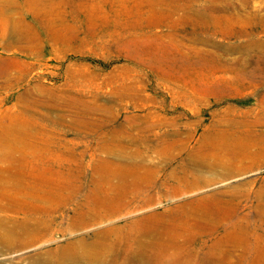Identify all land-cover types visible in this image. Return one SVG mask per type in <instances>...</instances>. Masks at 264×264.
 <instances>
[{
  "label": "rangeland",
  "instance_id": "1",
  "mask_svg": "<svg viewBox=\"0 0 264 264\" xmlns=\"http://www.w3.org/2000/svg\"><path fill=\"white\" fill-rule=\"evenodd\" d=\"M0 264H264V0H0Z\"/></svg>",
  "mask_w": 264,
  "mask_h": 264
}]
</instances>
